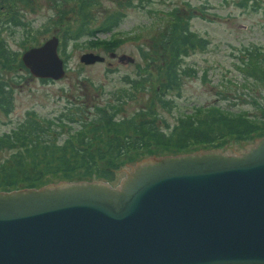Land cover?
I'll return each mask as SVG.
<instances>
[{
  "label": "water",
  "instance_id": "water-1",
  "mask_svg": "<svg viewBox=\"0 0 264 264\" xmlns=\"http://www.w3.org/2000/svg\"><path fill=\"white\" fill-rule=\"evenodd\" d=\"M59 45L53 36L22 61L61 79ZM113 170L127 173L117 186L70 179L0 192V264H264V137Z\"/></svg>",
  "mask_w": 264,
  "mask_h": 264
},
{
  "label": "rangeland",
  "instance_id": "rangeland-1",
  "mask_svg": "<svg viewBox=\"0 0 264 264\" xmlns=\"http://www.w3.org/2000/svg\"><path fill=\"white\" fill-rule=\"evenodd\" d=\"M17 9L32 31L27 40L20 29L14 34L4 31L8 46L22 57L28 48L58 36L59 52L67 68L63 78L43 82L25 66L0 67L3 78L14 89L12 112L5 115L0 111V131L17 126L28 110L52 116L64 111L69 101L101 103L107 94L121 98L126 89L132 94H127L130 99L121 114L132 116L141 109L156 110L157 123L164 130L167 124L171 129L179 115L213 103L254 115L264 110V82L248 74L253 52L260 50L258 60L264 59V0H94L83 12L80 0H32L28 5L17 4ZM117 13H125L119 26L112 32H101L103 21ZM171 13L187 19L189 29L205 43L203 48H191L184 59L182 66L196 72L183 76L180 94L176 89L167 92L166 97L174 100V108L167 111L159 105L156 91L163 80L167 54L163 39L171 34L167 27L175 19ZM83 16L96 35L67 42L63 52L65 30L79 27ZM87 52L99 54L104 60L85 63L81 56ZM122 55L134 61L124 62ZM128 76L137 79L139 86L130 85ZM258 138L243 143H255ZM241 142L229 138L216 149ZM13 152L0 148V163ZM137 162L122 169L130 171ZM126 174L118 171L113 186L119 185Z\"/></svg>",
  "mask_w": 264,
  "mask_h": 264
},
{
  "label": "trees",
  "instance_id": "trees-1",
  "mask_svg": "<svg viewBox=\"0 0 264 264\" xmlns=\"http://www.w3.org/2000/svg\"><path fill=\"white\" fill-rule=\"evenodd\" d=\"M30 2L32 0H0L2 68H11L13 64L25 66L20 53L8 46L3 32L10 30L14 34L20 29L27 40L32 27L22 19L17 4L28 5ZM92 3L94 0H80V10L85 11ZM171 14L175 19L167 27L171 34L163 39L167 54L164 56L163 80L156 91L159 105L167 111L174 108V100L166 97L167 92L176 89L180 94L183 76L196 72L182 66L184 59L189 56L191 48H203L205 43L204 38L197 37L189 29L187 19ZM124 16L125 13L109 15L99 30L112 32ZM86 21L83 16L79 27L65 30L63 52H66L67 42L96 35L95 30L88 29ZM260 54V50L251 54L252 70L248 74L264 82V59L258 60ZM3 77L0 70V111L10 115L14 106V89ZM127 80L130 85H137V79L128 76ZM42 81L49 82V79ZM122 91L126 95L121 98L115 93L103 95L101 103H91L87 99L69 101L64 111L52 116L28 110L17 126L0 131V148L14 151L0 163V192L41 188L70 179L113 182L118 172L114 168H123L149 156L221 148L229 138L250 142L256 137H264V110L254 115L213 103L179 115L176 124L171 129L167 124L164 130L157 123L156 110L141 109L132 116L121 114L130 99L127 94H132L127 89Z\"/></svg>",
  "mask_w": 264,
  "mask_h": 264
}]
</instances>
